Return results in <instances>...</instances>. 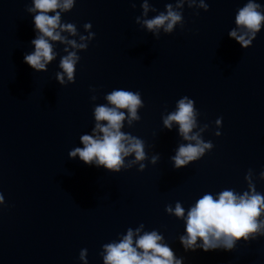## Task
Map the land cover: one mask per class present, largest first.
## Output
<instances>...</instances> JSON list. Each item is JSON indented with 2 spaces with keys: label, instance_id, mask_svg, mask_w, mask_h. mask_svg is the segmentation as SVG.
Listing matches in <instances>:
<instances>
[{
  "label": "water",
  "instance_id": "1",
  "mask_svg": "<svg viewBox=\"0 0 264 264\" xmlns=\"http://www.w3.org/2000/svg\"><path fill=\"white\" fill-rule=\"evenodd\" d=\"M143 2L74 0L62 22H73L76 33L63 30L56 60L33 71L23 62L34 36L32 0H0V264H83L81 248L88 264H102L101 245L141 224L142 232H162L184 264H264V236L230 251L185 252L178 240L184 222L165 211L176 202L187 210L205 193H243L249 184L264 194V28L249 47L227 35L246 0H204L207 11L197 7L200 0L192 7L184 0L179 9L177 0H147L146 14ZM168 3L182 12L183 27L170 34L161 28L155 38L142 22ZM88 31L95 35L86 50L66 43L83 42ZM65 48L80 59L74 82L61 85L55 72ZM118 88L140 92L137 118L119 109L120 130L142 140L145 158L119 172L69 158L72 147H82L79 136L91 134L94 108L111 106L105 96ZM182 96L194 101L189 135L213 147L176 169L169 157L196 144L175 122L163 124Z\"/></svg>",
  "mask_w": 264,
  "mask_h": 264
},
{
  "label": "clouds",
  "instance_id": "2",
  "mask_svg": "<svg viewBox=\"0 0 264 264\" xmlns=\"http://www.w3.org/2000/svg\"><path fill=\"white\" fill-rule=\"evenodd\" d=\"M184 0H177L176 8L179 9ZM196 4V0H188V6ZM132 4V7H135ZM74 7V0H32L31 6L27 8L31 17L33 38L30 40L31 51L23 54V62L31 67L33 71H47L50 62L56 60L58 53L54 48L55 42H65L66 36L62 35L63 30L75 34L76 28L73 22H62V14ZM147 13L149 5L147 0L140 5ZM166 11L143 20L144 27L155 35L161 28L166 34L174 30L178 23L183 27L181 11H176L171 3L165 4ZM198 8L205 11L208 5L200 0ZM264 4L256 0H246L237 7L234 14L235 28L227 33L229 38L234 39L241 47H249L257 33L264 28ZM139 17H135V22ZM91 22H85L83 28L91 29ZM95 33L88 31L87 36L81 35V43L68 39L67 44L73 49H87L88 43L93 39ZM247 37V38H246ZM58 60V68L61 71L55 72L56 81L65 85L73 83L75 71L80 57L75 51H67ZM66 78V79H65ZM91 89V87H90ZM105 99L109 105H98L93 110V117L96 121L91 129V134L84 133L79 136L82 145L72 147L67 156L79 159L84 164L103 167L112 172H119L122 168H128L132 163L145 158L144 145L142 140L122 132V121L125 117L123 111L127 109L129 118H137L136 110L141 105L140 92L129 91L122 88L113 89L106 94ZM193 99L182 96L176 102V110L169 113L163 119V124L171 128L172 123L178 124V131L186 140H196V144L180 145L175 155L169 157L173 162V168H180L190 161L203 155L205 149H211V141L202 142L195 134L189 135L194 126ZM105 121L106 123H101ZM221 117H217L215 123L220 126ZM220 135L219 127L214 133ZM130 154L134 159L125 164V157ZM158 155L151 158L155 163ZM145 167L140 164L139 170ZM264 175V173H261ZM4 195L0 193V205H4ZM167 213L174 214L184 222L183 234L178 237L179 243L185 252L234 249L237 242L243 240H255L264 236V194L255 191L251 184L249 190L243 193H235L232 190H222L215 197L211 193H205L192 203L187 210L180 202L174 207L165 206ZM143 224L133 230L128 227L120 235L118 240H111L101 245L99 255L102 257V264H184L185 258L176 255L174 249L166 242L164 234L156 228L148 231H141ZM87 249L81 248L78 259L83 264H88L86 258Z\"/></svg>",
  "mask_w": 264,
  "mask_h": 264
}]
</instances>
